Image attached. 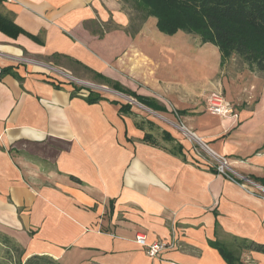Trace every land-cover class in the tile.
Returning a JSON list of instances; mask_svg holds the SVG:
<instances>
[{
    "label": "crops",
    "instance_id": "crops-1",
    "mask_svg": "<svg viewBox=\"0 0 264 264\" xmlns=\"http://www.w3.org/2000/svg\"><path fill=\"white\" fill-rule=\"evenodd\" d=\"M129 8L0 0L19 28L0 29V231L26 256L62 264H229L213 243L264 246V195L197 160L177 117L236 173L264 183V72L222 63L195 36L133 21ZM56 70L119 83L154 106L140 112L97 92L89 102L94 90L81 94ZM214 90L236 119L205 110ZM137 233L173 247L150 257ZM232 247L238 264H264V250Z\"/></svg>",
    "mask_w": 264,
    "mask_h": 264
},
{
    "label": "trees",
    "instance_id": "trees-1",
    "mask_svg": "<svg viewBox=\"0 0 264 264\" xmlns=\"http://www.w3.org/2000/svg\"><path fill=\"white\" fill-rule=\"evenodd\" d=\"M132 6L140 14L141 21L152 16L156 19V28L166 34L173 35L177 31L197 36L201 43H210L220 52L221 62L229 59L233 54L239 57L249 68L264 72V0H130ZM11 27V28H10ZM0 29L15 35L19 28L7 18L0 15ZM13 29V30H10ZM11 72L10 68L1 73ZM106 80V79H105ZM111 88L133 97L137 102L150 108L153 101L131 91L119 83L108 81ZM74 88L78 91L80 88ZM74 93V92H73ZM89 102L102 99L97 93H90L85 97ZM129 104H121L120 110H129ZM178 113V112H175ZM166 140H172L169 133L161 131ZM143 139L154 143L150 134ZM258 183V181L254 180ZM264 186V183H259ZM0 242L11 245L20 254L18 264H62L59 260L46 254L22 255L23 248L8 235L0 231ZM234 242L237 244H234ZM231 241V246L213 243L223 258L229 264H238L239 256L232 247L264 250L263 245L252 242Z\"/></svg>",
    "mask_w": 264,
    "mask_h": 264
},
{
    "label": "built area",
    "instance_id": "built-area-1",
    "mask_svg": "<svg viewBox=\"0 0 264 264\" xmlns=\"http://www.w3.org/2000/svg\"><path fill=\"white\" fill-rule=\"evenodd\" d=\"M56 73L58 75H61V74L65 75L62 71H59V70H56ZM83 84L84 86H87L90 88H93L96 86V84L93 82H85ZM88 91L89 89L87 90L85 89V87L81 89L82 94H87ZM206 105H207L208 111L212 114L223 116V117H233L235 119L238 117L236 108L226 101L223 93L219 90H214L207 96ZM177 127H180V126L177 125ZM180 128L184 130V134H186L185 136L187 137V140L191 144L192 153L194 154L197 160L203 161L204 164H209V163L212 164L217 174L224 176L228 180L238 183L244 188L252 189L251 187H247L246 183H244V182H248L250 184H253L256 188H260L261 190L264 189V186L255 182L251 178L245 177L244 175L236 173L230 167L228 163V159L226 157L215 154L209 148V146L200 137H198L195 134V132L188 130L185 126H183V124ZM233 174L236 177H234ZM135 242L139 246L143 247L145 253L150 257H156L160 253L164 252L166 249L173 247L172 243H167L164 241L148 242L145 234L143 233L136 234Z\"/></svg>",
    "mask_w": 264,
    "mask_h": 264
},
{
    "label": "rangeland",
    "instance_id": "rangeland-1",
    "mask_svg": "<svg viewBox=\"0 0 264 264\" xmlns=\"http://www.w3.org/2000/svg\"><path fill=\"white\" fill-rule=\"evenodd\" d=\"M128 2L130 3V5H131V8L132 9H130L129 8V10H130V13H131V17L134 19L133 21H135V20H138V19H136V18H138V15H140L137 11H136V9H134L133 8V6H132V2L130 1V0H128ZM131 18V19H132ZM155 21H156V19L154 18V17H152V16H150V17H148V19H147V24L150 26L151 24L153 25V24H155ZM136 23V22H135ZM147 25V26H148ZM156 28V27H155ZM179 32L180 33H183L184 35H187V36H190V37H194L195 35H193V34H189V33H185L184 31H180L179 30ZM163 35H165L164 33H162ZM197 39H199L197 36H195ZM207 45H210V46H212V47H215V46H213L212 44H210V43H207ZM210 49V48H209ZM215 49L217 50V48L215 47ZM212 53H210V50H209V55H211ZM230 61H232V63L233 64H235V63H238V64H243L244 62L239 58V57H237L236 55H232L231 57H230V59H229ZM50 71H54L55 72V70H53V69H51L50 68ZM65 75H60V76H62V79L63 80H67V81H70L71 83H73V85L74 86H76V87H79L80 89H82V88H84L85 87V89H89V91H90V89L91 90H94V92H97V93H100L101 95H113V94H115V95H117L116 97H118V99H120V101H124V102H129V103H131V105L134 107V109L135 110H137V111H140L141 112V110H144L145 112L146 111H148L144 106H142L140 103H138L134 98H132V97H128V96H126V95H124V94H118V93H116V91L114 92V90L111 88V87H109L108 85H106V84H102V83H100L99 81L98 82H96V81H93V80H87V79H83L82 77H80V75H78V73H76L75 71H62ZM212 81H213V79H212ZM85 82H93V83H95L96 84V86L95 87H93V88H90V87H87V86H84V84L83 83H85ZM214 82V81H213ZM87 87V88H86ZM79 89V90H80ZM81 94H82V92H81ZM204 107H205V110H207L208 111V109H207V105H206V102H205V104H204ZM209 112V111H208ZM150 113V112H149ZM151 116H153V117H155V119H157V116H156V113H152L151 114ZM158 118H160V117H158ZM177 120L179 121V123L177 122L176 123V126L178 125V126H182V119L179 117H177ZM181 121V122H180ZM184 126V125H183ZM180 127H177V129H178V131L182 134V136H183V138L187 141V142H189L188 140H187V137L185 136L186 134H184V130L183 129H181ZM191 131V130H190ZM188 135V134H187ZM205 155V154H204ZM228 173H230V172H228ZM233 176L234 177H236L234 174H233ZM224 177V176H223ZM244 183H246V186L247 187H251L253 190L255 189V191H257L258 193H261V194H263L264 195V191H262L260 188H256L253 184H250V183H248V182H244ZM20 254V252L18 251V250H15V249H13L12 247H11V245H6V244H4V243H2V242H0V264H18V255ZM24 256H25V252L23 253V255H22V258L24 259Z\"/></svg>",
    "mask_w": 264,
    "mask_h": 264
},
{
    "label": "bare ground",
    "instance_id": "bare-ground-1",
    "mask_svg": "<svg viewBox=\"0 0 264 264\" xmlns=\"http://www.w3.org/2000/svg\"><path fill=\"white\" fill-rule=\"evenodd\" d=\"M262 191H264V189Z\"/></svg>",
    "mask_w": 264,
    "mask_h": 264
}]
</instances>
